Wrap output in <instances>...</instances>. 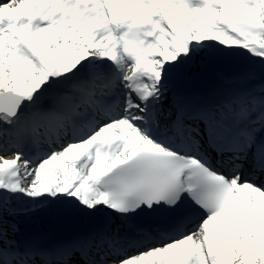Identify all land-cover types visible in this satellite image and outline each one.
<instances>
[{"label":"snow or ice","instance_id":"snow-or-ice-1","mask_svg":"<svg viewBox=\"0 0 264 264\" xmlns=\"http://www.w3.org/2000/svg\"><path fill=\"white\" fill-rule=\"evenodd\" d=\"M236 58L264 0H0V264H264V80L191 86Z\"/></svg>","mask_w":264,"mask_h":264},{"label":"bare ground","instance_id":"bare-ground-1","mask_svg":"<svg viewBox=\"0 0 264 264\" xmlns=\"http://www.w3.org/2000/svg\"><path fill=\"white\" fill-rule=\"evenodd\" d=\"M244 65L252 67V73H242L240 67ZM256 74L257 67L254 64L246 59L236 58L228 62L200 69L197 79L194 80L191 86L195 89L204 91V88H200V84H203V82L200 81L201 79L199 78H205L208 76H210V78L211 76H217V78H211L209 81L212 88L220 87L226 82L233 81L242 75L248 77L247 82L249 84H253L257 83L253 82V80L260 78ZM27 150L28 149H26V151ZM28 215V217L21 215L17 218L21 231L26 232L29 235H39L46 240L59 239L69 235L77 229L88 226L86 218H78L79 222L75 223L74 226L71 225V227L61 228L60 223L65 215L54 209H40L36 212L28 213Z\"/></svg>","mask_w":264,"mask_h":264},{"label":"rangeland","instance_id":"rangeland-1","mask_svg":"<svg viewBox=\"0 0 264 264\" xmlns=\"http://www.w3.org/2000/svg\"><path fill=\"white\" fill-rule=\"evenodd\" d=\"M254 65L257 67V74L256 75L259 76L260 78H257L256 80H253V82L260 83V81L262 79H264L263 78L264 77V72L261 71V67L262 66L259 64V62H256ZM211 78H217V76H214V77L211 76ZM211 78H210V76L205 77V78H199V79H201L200 81H202L204 84H206V85H203L204 86L203 88L206 89L205 91L214 89V88H212V86H210V82L209 81L211 80ZM21 215H25L26 217L29 216L28 213L27 214H21ZM21 233L24 236H29V234H27L26 232L21 231Z\"/></svg>","mask_w":264,"mask_h":264},{"label":"water","instance_id":"water-1","mask_svg":"<svg viewBox=\"0 0 264 264\" xmlns=\"http://www.w3.org/2000/svg\"><path fill=\"white\" fill-rule=\"evenodd\" d=\"M240 71L242 73L250 74V73H252L253 68L250 66L244 65V66L240 67ZM70 221H71V218L68 217L67 219H65L63 225H67Z\"/></svg>","mask_w":264,"mask_h":264}]
</instances>
